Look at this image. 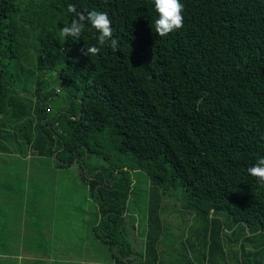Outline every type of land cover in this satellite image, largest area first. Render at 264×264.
<instances>
[{"label":"trees","instance_id":"1","mask_svg":"<svg viewBox=\"0 0 264 264\" xmlns=\"http://www.w3.org/2000/svg\"><path fill=\"white\" fill-rule=\"evenodd\" d=\"M181 2L183 28L161 38L153 0H0V155L45 185L21 197L38 203L26 235L11 222L27 207L0 193V264H55L38 251L63 235L79 256L56 264H264V184L247 172L264 157V0ZM69 4L106 11L119 50L83 55L90 25L61 37ZM67 174L75 221L56 227L39 195Z\"/></svg>","mask_w":264,"mask_h":264},{"label":"rangeland","instance_id":"2","mask_svg":"<svg viewBox=\"0 0 264 264\" xmlns=\"http://www.w3.org/2000/svg\"><path fill=\"white\" fill-rule=\"evenodd\" d=\"M58 83L54 82L53 86H57ZM59 95H53V99L50 100L49 109L51 112L56 113L62 107L66 106L65 101L63 100L62 96ZM12 145L10 142H5L6 145L12 147V148H21L23 146L21 140L17 141L16 138L12 140ZM18 155L15 154V158H17ZM31 157L28 156L24 158L25 160H29ZM3 161H12V158L4 160L1 155H0V162ZM4 163V162H3ZM18 165V163H10V165L4 163L0 164V193L4 191V210L7 205L10 208H22V207H27L28 212L26 213L27 215H19L16 214L15 216H12L13 218L19 219L18 222H11V227H16L18 231H21V233L26 235L29 232V229L33 227L35 224L32 220V218L36 217L33 216H28V214L31 211H34L35 206L38 205L37 200H31V199H26V198H21L22 196L26 197V195L29 194H35L38 192L39 184H40V190L43 189V181H39L38 179V172L37 168L35 166H30L27 164V169L19 165L18 168H15ZM68 177L66 176H57L53 181L57 180V189L56 191L51 190L53 188H47L45 187V193L40 194L39 197L45 199V202H43V208L45 205H55L56 207V212H58L56 216V227L58 226H68L71 225L74 219L71 218H66L65 213H70L67 211L70 207H74L77 205L76 201H73L74 196L70 193L74 188L77 186L76 183L77 181L75 180V177L72 176L70 178L71 174H67ZM45 186V185H44ZM84 186L78 184V189H82ZM8 193V199H6L5 194ZM18 195V197L13 198V196ZM36 202V205L34 203ZM71 214V213H70ZM87 216H84L86 218ZM163 217L167 219L168 222H171L173 225H180V217L179 213H171L169 210L168 212L163 213ZM34 220V221H35ZM22 221V223H21ZM17 223V225H15ZM135 244L138 246V244L135 242ZM163 251L165 252L167 250L166 246H162ZM180 245L177 244L173 247L168 246V251L164 253V255H170V253L180 251ZM41 256L43 257L44 260L46 258L53 262L57 263L58 261H66L67 259H72L74 260L78 255V240L73 239V237L63 235V237L54 240L53 243H51L50 247H43ZM173 261L172 259H170ZM83 263V262H79ZM171 264V263H169ZM173 264H184L183 261L180 259L176 258Z\"/></svg>","mask_w":264,"mask_h":264},{"label":"clouds","instance_id":"3","mask_svg":"<svg viewBox=\"0 0 264 264\" xmlns=\"http://www.w3.org/2000/svg\"><path fill=\"white\" fill-rule=\"evenodd\" d=\"M155 11L158 17L154 21V33L164 38L169 34L179 31L184 26L185 5L181 0H153ZM68 12L73 13L74 18L69 25H65L60 30L61 37L79 38L87 25L95 29L98 33L97 45L87 46L81 49L85 56H96L102 48L107 46L113 52L119 50V41L115 38V29L112 20L106 11L93 10L87 15L78 12L73 4H69ZM249 175L254 177L259 183L264 184V157H260L256 163L247 169Z\"/></svg>","mask_w":264,"mask_h":264}]
</instances>
